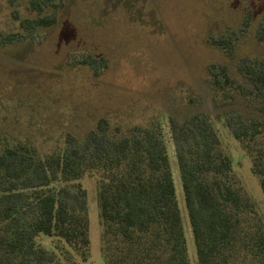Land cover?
Returning a JSON list of instances; mask_svg holds the SVG:
<instances>
[{"label":"rangeland","instance_id":"rangeland-1","mask_svg":"<svg viewBox=\"0 0 264 264\" xmlns=\"http://www.w3.org/2000/svg\"><path fill=\"white\" fill-rule=\"evenodd\" d=\"M58 21L49 28L26 30L20 20L41 15L30 0H0V32L20 34L0 43V153L22 145L41 158L63 152L69 137L78 143L105 118L109 136L134 127L160 131L169 155L190 264H199L180 181L170 118L182 121L207 114L232 157L233 170L264 219V191L252 160L234 139L224 118L229 108L251 112L249 103L221 98L210 67H228L243 82L239 66L264 60V0H59ZM246 21L248 24L246 25ZM233 37L228 49L211 38ZM102 65L95 71L84 61ZM249 105V106H248ZM255 110V112L253 111ZM97 175L80 183L87 192L89 260L105 264L98 210ZM63 186L53 182L49 188ZM27 207L24 217L33 214ZM68 248L39 234L36 246L56 252ZM58 252V251H57ZM239 264V263H237Z\"/></svg>","mask_w":264,"mask_h":264},{"label":"trees","instance_id":"trees-1","mask_svg":"<svg viewBox=\"0 0 264 264\" xmlns=\"http://www.w3.org/2000/svg\"><path fill=\"white\" fill-rule=\"evenodd\" d=\"M11 2V0H10ZM40 15L20 20L26 30L58 21L59 0H30ZM248 22L246 21V25ZM257 36L264 41V26ZM20 34L0 32L1 44ZM222 49L233 37L211 38ZM246 62V61H245ZM239 66L243 82L225 65H212L213 87L221 98L244 99L256 115L229 108L224 118L252 160L264 191V60ZM98 71L100 61H84ZM253 111L255 112V110ZM182 192L197 247L199 264H264V219L233 170L212 119L194 114L170 118ZM100 119L78 143L69 137L63 152L41 158L27 146L0 153V264H83L89 260L87 192L80 181L97 175L98 210L105 264H190L177 191L160 131L134 127L109 136ZM53 182L63 186L51 190ZM34 211L24 217L27 207ZM39 234L63 241L56 252L36 246ZM58 251V252H57Z\"/></svg>","mask_w":264,"mask_h":264}]
</instances>
